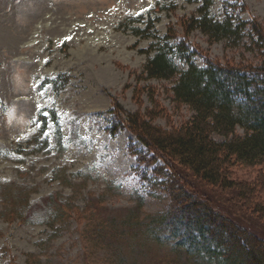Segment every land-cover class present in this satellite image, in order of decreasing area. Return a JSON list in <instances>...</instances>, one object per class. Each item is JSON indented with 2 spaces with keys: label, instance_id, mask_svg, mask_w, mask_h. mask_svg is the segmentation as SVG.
I'll list each match as a JSON object with an SVG mask.
<instances>
[{
  "label": "rangeland",
  "instance_id": "374dc122",
  "mask_svg": "<svg viewBox=\"0 0 264 264\" xmlns=\"http://www.w3.org/2000/svg\"><path fill=\"white\" fill-rule=\"evenodd\" d=\"M200 5L193 0H0V264H187L150 244L145 232L134 239L116 233L121 220L160 213L170 198L132 173L137 161L128 146L137 144L134 133L109 129L116 124L113 107L123 117L137 114L166 130L190 120L193 111L173 100V82L143 72L156 38L137 36L132 27L146 24H121L153 9L151 31L162 38L171 30L181 38L184 23L199 16ZM210 14L219 21L238 14L264 28V0H214ZM187 38L201 54L195 57L200 66L206 56L223 64L257 62L245 47L212 41L199 29ZM59 75L68 81L56 91L50 81ZM42 111L48 123L39 135ZM262 170L239 164L232 179L258 186ZM187 179L197 190L200 183ZM204 195L264 235V218L240 203L233 190L205 189ZM254 199L264 205L263 188Z\"/></svg>",
  "mask_w": 264,
  "mask_h": 264
},
{
  "label": "trees",
  "instance_id": "16d2710c",
  "mask_svg": "<svg viewBox=\"0 0 264 264\" xmlns=\"http://www.w3.org/2000/svg\"><path fill=\"white\" fill-rule=\"evenodd\" d=\"M193 1L201 4L199 16L184 23L185 35L181 38L171 30L162 38L151 31L153 9L129 15L121 24H146L145 28L132 27L137 36L156 38L150 45L154 54L143 72L147 78L172 81L173 100L188 106L193 115L181 127L166 130L137 114L123 117L116 107L111 109L116 124L110 132L128 128L137 139V144L132 141L128 146L137 161L132 173L161 187L170 198L160 213L149 214L141 221L134 222L130 217L121 220L117 225L120 232L116 233L134 239L145 232L150 244L167 249L177 261L187 264H264V235L216 208L204 195L205 189L233 190L240 203L264 218V205L254 199L256 190L264 189V28L238 14H227L219 21L210 14L214 0ZM225 5L233 10L237 7ZM195 29L212 41L225 40L230 47H245L257 62L223 64L206 56L200 66L195 57L201 54L187 38ZM171 39L176 40L171 43ZM177 61L184 67L180 68ZM67 81L68 76L59 75L50 82L59 91ZM51 119L61 143V127L54 110ZM39 120L41 135L48 123L44 111ZM239 164L263 167L258 186L232 179V170ZM188 176L200 183L197 190ZM125 228L128 233L121 232Z\"/></svg>",
  "mask_w": 264,
  "mask_h": 264
},
{
  "label": "snow or ice",
  "instance_id": "6c2138e0",
  "mask_svg": "<svg viewBox=\"0 0 264 264\" xmlns=\"http://www.w3.org/2000/svg\"><path fill=\"white\" fill-rule=\"evenodd\" d=\"M68 39H70V38H68ZM45 115H47V113H45Z\"/></svg>",
  "mask_w": 264,
  "mask_h": 264
},
{
  "label": "bare ground",
  "instance_id": "6f19581e",
  "mask_svg": "<svg viewBox=\"0 0 264 264\" xmlns=\"http://www.w3.org/2000/svg\"><path fill=\"white\" fill-rule=\"evenodd\" d=\"M106 75V74H105ZM104 74H103V76H105ZM109 75V74H108Z\"/></svg>",
  "mask_w": 264,
  "mask_h": 264
}]
</instances>
